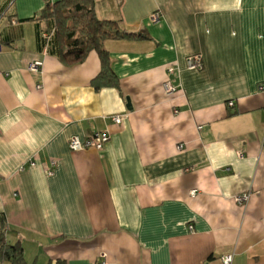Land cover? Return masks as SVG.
I'll return each instance as SVG.
<instances>
[{
  "label": "crops",
  "instance_id": "1",
  "mask_svg": "<svg viewBox=\"0 0 264 264\" xmlns=\"http://www.w3.org/2000/svg\"><path fill=\"white\" fill-rule=\"evenodd\" d=\"M44 5L0 0L8 242L28 264H264V0H94L148 36L105 40L118 87L98 89V54L62 62L30 19ZM95 132L102 149H69Z\"/></svg>",
  "mask_w": 264,
  "mask_h": 264
},
{
  "label": "trees",
  "instance_id": "2",
  "mask_svg": "<svg viewBox=\"0 0 264 264\" xmlns=\"http://www.w3.org/2000/svg\"><path fill=\"white\" fill-rule=\"evenodd\" d=\"M33 20L49 22L52 25L56 54L67 64L82 61L87 53L95 51L101 63L99 73L92 79L94 88L102 86L118 87V78L110 68L108 52L104 47L107 39L140 40L147 39L142 31L126 29L119 19L97 17L94 0H45L39 15ZM28 20V19H27ZM7 227L3 219L0 223V261L7 264H28L20 243L8 242ZM57 264H63L58 262Z\"/></svg>",
  "mask_w": 264,
  "mask_h": 264
},
{
  "label": "built area",
  "instance_id": "3",
  "mask_svg": "<svg viewBox=\"0 0 264 264\" xmlns=\"http://www.w3.org/2000/svg\"><path fill=\"white\" fill-rule=\"evenodd\" d=\"M153 20H157V14L154 13L151 17ZM186 65L190 69H199L201 67V58L198 54L190 55L186 58ZM42 66V61L40 60H33L28 63L27 67L28 70L32 72L38 71ZM164 91L167 94L173 93L176 88L171 85L170 82H165L163 84ZM229 105H232V102H228ZM115 122H119L120 119L118 116H114L112 118ZM108 140V134L106 132H95L88 136L85 140L81 141L77 137H72L68 140V147L73 151H80L87 148H94L97 150L102 149L104 143ZM48 174H51V170H47ZM191 195L195 194V190H192ZM246 196H239L238 199H243ZM191 229V227H190ZM222 264H231L232 263V254H226L221 257ZM95 264H107L104 256L98 258Z\"/></svg>",
  "mask_w": 264,
  "mask_h": 264
},
{
  "label": "water",
  "instance_id": "4",
  "mask_svg": "<svg viewBox=\"0 0 264 264\" xmlns=\"http://www.w3.org/2000/svg\"><path fill=\"white\" fill-rule=\"evenodd\" d=\"M126 100H127V106H129L130 105L129 98H126Z\"/></svg>",
  "mask_w": 264,
  "mask_h": 264
}]
</instances>
